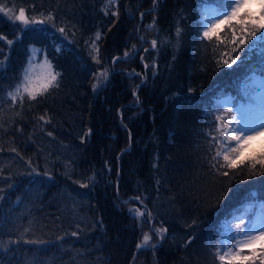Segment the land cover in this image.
<instances>
[{"label": "trees", "instance_id": "trees-1", "mask_svg": "<svg viewBox=\"0 0 264 264\" xmlns=\"http://www.w3.org/2000/svg\"><path fill=\"white\" fill-rule=\"evenodd\" d=\"M226 2L0 0L45 20L25 26L0 13V264H220L224 230L264 210L259 164L228 176L210 166L216 116L244 106L251 79H264V30L234 24L244 45L230 43L229 26L224 43L203 35L207 6L223 12ZM45 57L59 86L35 100L21 88L13 103L29 59L39 76ZM262 142H252L257 158ZM144 233L154 243L136 251Z\"/></svg>", "mask_w": 264, "mask_h": 264}, {"label": "snow or ice", "instance_id": "snow-or-ice-1", "mask_svg": "<svg viewBox=\"0 0 264 264\" xmlns=\"http://www.w3.org/2000/svg\"><path fill=\"white\" fill-rule=\"evenodd\" d=\"M115 0H109V3H114ZM253 8H259L260 11L257 13L253 11ZM0 13H3L8 19L20 21L21 24L27 26L29 24H43L45 20H29L26 17L25 9L21 7L19 9L18 15L13 16V10L11 8L6 9L5 6L0 5ZM107 15V12L105 13ZM116 15L115 12L112 13ZM243 14V15H242ZM222 19L217 17L211 21V27L205 28L203 33L206 39H211L212 36H216V39L220 43L224 41L219 36V31L223 29L224 26H229L232 28V37L230 43L235 44L237 39H239L240 45L246 44V40L243 38H238L236 35V30L233 25H239L240 31L242 33L248 32V26L252 25L253 29L264 30V0H227L225 5V10L221 13ZM52 15L47 17V20H52ZM149 25V27H153ZM59 31L64 33V29L60 28ZM179 35V32L177 33ZM251 35H255V30L251 32ZM4 36L0 35V40H4ZM100 39V33H96L95 40ZM143 40L144 38L141 37ZM14 43L12 40H8L7 44L11 46ZM153 48L157 47V41L154 39L151 41ZM92 49L95 52V55L92 56V59L99 64V48L96 45V42L93 41L91 44ZM135 47V46H133ZM2 51V49H0ZM147 51V49H144ZM233 51H236L234 48ZM35 55V52H34ZM124 57L128 58L129 53L125 52ZM238 58V57H237ZM117 60L120 57L116 58ZM143 59V57L141 58ZM224 64H227L231 67V64L228 63V60L222 61ZM236 61L233 60L232 63ZM29 67L24 70L23 83L17 85L14 92H9L8 96L13 103L16 102L17 97L20 98L21 104L23 103V95L21 93V88H23V93H26L30 100H35L37 95H43L50 88L58 87V78L61 73L54 69V66L51 61L45 57L42 64L37 65L41 69L39 76H34L35 67H33L32 59L28 61ZM145 68L148 67L147 64L144 65ZM0 67H3V61H0ZM100 75L104 76L107 79L108 70L105 69ZM136 75H139L137 73ZM38 80V86L33 84V81ZM264 89V84L261 85ZM93 88H96V85H93ZM135 95V93H133ZM225 115L216 116V121L218 122L214 128L215 135L210 133L212 136V141H214L216 150L210 159V166L212 169H215L219 175L228 176L229 170L243 169L247 162L249 170H255L257 164L261 166V169H264V142L261 143L259 148V158L256 156V149L253 147L252 142L257 140L259 137H264V92L257 98V104L254 108H250V111L254 115H244L242 119H237L236 116H231L229 119L228 116L232 113V108H226ZM41 120H44V116L40 117ZM47 122V121H46ZM211 150V149H210ZM226 169V170H225ZM35 172L36 170L33 169ZM39 174V173H37ZM254 174H256L254 172ZM259 174L264 175V171H261ZM81 187H88L87 184H81ZM2 191V189H0ZM135 199L139 200V197ZM127 203V201H125ZM143 203V201H141ZM130 212H133L136 217H144L147 212L145 210L141 211L140 208L129 209ZM149 220L151 218V213L147 212ZM147 223L149 221H142ZM243 223V220H241ZM167 229L158 228L154 229L155 233L162 234L166 232ZM73 236L77 233L73 232ZM161 238L163 236L161 235ZM152 237L145 233L143 235L142 243L137 245V249L146 248L149 245ZM235 244H231L230 240L223 242L222 246L217 247L215 252L216 259L220 264H256L257 259H259L260 264H264V219L258 224H253L251 228L241 229L237 234ZM26 243H44L43 241H26ZM259 247V251L257 248ZM245 249L248 250V254H245Z\"/></svg>", "mask_w": 264, "mask_h": 264}, {"label": "rangeland", "instance_id": "rangeland-1", "mask_svg": "<svg viewBox=\"0 0 264 264\" xmlns=\"http://www.w3.org/2000/svg\"><path fill=\"white\" fill-rule=\"evenodd\" d=\"M257 11H258V13H259V11H260V9L259 8H255ZM221 13L222 12H217V11H215L214 10V7L213 6H211V5H208L207 6V16H208V19L211 21V20H213V19H215V18H217V17H219V18H223L222 17V15H221ZM14 16V15H13ZM13 21H15V22H17L16 20H14V19H12ZM20 22V21H19ZM100 73L101 72H99L98 74H97V76H96V78H97V80H96V82H95V84L97 83V85L99 86L101 83H103L106 79L104 78V76H102V75H100ZM107 78H108V76H107ZM254 80H253V84L255 85V86H257V91H255V94H256V96H260L261 94H262V92H264V89H262V87H261V85L262 84H264V79L263 78H261V77H259V76H255L254 78H253ZM255 106L253 105V104H251V103H249L248 101H247V104H245L244 106H241L240 108H239V112H238V115H235L236 117H237V119H242L243 117H244V115H249V116H252V115H254V113L252 112V111H250V108H254ZM264 139V137H259V138H257V140H255V141H253V142H261V140H263ZM133 206H131L130 205V209H133L132 208ZM134 210V209H133ZM263 210V209H262ZM133 215V216H132ZM131 216L133 217V218H140V217H136V216H134V214H133V212L131 213ZM251 216H246L245 217V219L243 220V223H241V221H240V223H235L234 225H232L230 228L231 229H225L224 231H225V233H226V235L223 237V239L226 241V240H231L230 239V237L232 236V234H233V231H236V230H238V229H245V228H251L252 227V225L253 224H258L260 221H261V219H264V210L263 211H259V210H257V212H256V214L254 215V217H252L251 219ZM154 229H158L157 227H155ZM240 229V230H241ZM239 231V230H238ZM237 231V232H238ZM145 234V233H144ZM143 234V235H144ZM159 235V234H158ZM142 240H143V236H141V238H140V240H139V242H138V244H140V243H142ZM154 243V239L152 238L151 239V241L149 242V245L150 244H153ZM236 243V241L233 243V244H235ZM148 245V246H149ZM246 250V249H245Z\"/></svg>", "mask_w": 264, "mask_h": 264}, {"label": "bare ground", "instance_id": "bare-ground-1", "mask_svg": "<svg viewBox=\"0 0 264 264\" xmlns=\"http://www.w3.org/2000/svg\"><path fill=\"white\" fill-rule=\"evenodd\" d=\"M147 212H150V210L149 209H147ZM151 213V212H150Z\"/></svg>", "mask_w": 264, "mask_h": 264}]
</instances>
